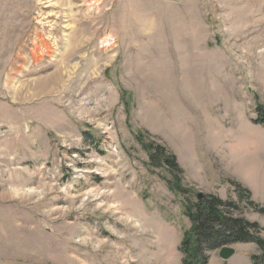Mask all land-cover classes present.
I'll list each match as a JSON object with an SVG mask.
<instances>
[{
  "label": "rangeland",
  "instance_id": "obj_1",
  "mask_svg": "<svg viewBox=\"0 0 264 264\" xmlns=\"http://www.w3.org/2000/svg\"><path fill=\"white\" fill-rule=\"evenodd\" d=\"M259 107L264 0H0V264H182L199 194L264 229Z\"/></svg>",
  "mask_w": 264,
  "mask_h": 264
},
{
  "label": "trees",
  "instance_id": "obj_2",
  "mask_svg": "<svg viewBox=\"0 0 264 264\" xmlns=\"http://www.w3.org/2000/svg\"><path fill=\"white\" fill-rule=\"evenodd\" d=\"M258 123L264 125V107L258 108ZM153 147V163L173 173L183 174L177 158L159 146ZM178 176V175H177ZM239 198L244 199L248 206L264 214V208L251 201V193L241 186ZM239 211L238 203L233 200L224 201L220 197L210 194L199 198L187 209V217L191 221V229L185 232L179 246L182 264H209L210 255L224 247L237 244H254L257 253L252 255V264H264V229L244 217H236L233 213Z\"/></svg>",
  "mask_w": 264,
  "mask_h": 264
},
{
  "label": "water",
  "instance_id": "obj_3",
  "mask_svg": "<svg viewBox=\"0 0 264 264\" xmlns=\"http://www.w3.org/2000/svg\"><path fill=\"white\" fill-rule=\"evenodd\" d=\"M203 194H199V198L201 199ZM236 249L234 247H224L219 251V256L223 261H229L236 254Z\"/></svg>",
  "mask_w": 264,
  "mask_h": 264
}]
</instances>
